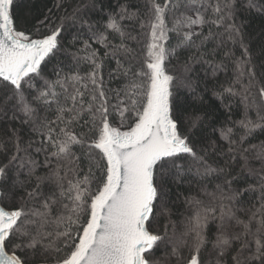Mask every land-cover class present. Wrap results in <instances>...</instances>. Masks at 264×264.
I'll use <instances>...</instances> for the list:
<instances>
[{
    "label": "snow or ice",
    "instance_id": "1",
    "mask_svg": "<svg viewBox=\"0 0 264 264\" xmlns=\"http://www.w3.org/2000/svg\"><path fill=\"white\" fill-rule=\"evenodd\" d=\"M104 4L89 0L59 23L45 17L49 30L34 35L16 26L20 0H0V264H264V143H248L264 133V60L253 63L236 22L264 14V0H150L144 15L128 0ZM205 25L222 27L239 56L226 49L215 60L222 39L205 51L223 35ZM137 27L148 37L141 60L128 43ZM229 63L232 82L210 86ZM182 89L202 111L186 113Z\"/></svg>",
    "mask_w": 264,
    "mask_h": 264
},
{
    "label": "trees",
    "instance_id": "2",
    "mask_svg": "<svg viewBox=\"0 0 264 264\" xmlns=\"http://www.w3.org/2000/svg\"><path fill=\"white\" fill-rule=\"evenodd\" d=\"M89 0H20L19 7L14 9V15L16 18V26L18 29H24L30 34H38L37 29H39L41 32H47L49 29L45 25L48 23L45 21V17H51L52 20H55L57 23H59V19L67 14H71L73 10L78 7L82 6L83 4H87ZM123 2V0H121ZM129 4L131 5V10L136 11L138 8L142 15H144L147 12V9L150 7V0H128ZM158 3H163V0H157ZM61 4V7L57 8V4ZM105 11L109 9V7L114 8L115 7V0H105ZM181 11H184L182 8ZM188 15H194L193 12L188 11ZM93 19H100V16L97 14H91ZM206 18L211 19L212 18V12L209 9L207 12L204 13ZM166 19L168 21L169 27L172 26L171 20L172 17L170 14L166 15ZM41 21H45L44 24L41 23ZM237 24L243 25V32L245 33V43L248 45L252 57H253V63L258 65L262 60H264V57L261 55V48L264 47V14L257 12L255 10L252 11H243L238 13L237 16ZM131 22L125 21V24H129ZM65 29H66V35L70 36L75 32V28L72 27L71 21L65 22ZM209 29H211V32L215 35L217 33H222V36H216L215 39L210 40L206 44L205 51H210L214 47H216V43L218 40H224V45L217 50V54L214 57L215 60L219 61L224 59L223 53L226 49H232L236 56H239L240 49L238 45H233L231 41L227 40V34L224 32V29L216 28L214 25H205L204 27V34L207 35L209 32ZM199 30V29H197ZM145 32L147 29L144 30ZM134 36H137V41H129V46L136 49L137 52V59L141 60L144 55L145 51V45L148 41V37L141 33L139 27L136 28L135 31L132 33ZM177 41V37L175 33L169 32V41L168 45L175 46ZM64 47L68 48L70 51H75V48H73L67 41L65 40ZM77 47H80V45H77ZM95 47V45H94ZM103 50L101 49V52ZM195 49L192 50V53H189L187 51L181 50L180 58L181 60L186 59L190 54H194ZM211 59L212 57H208ZM61 60H66L65 53L60 54ZM53 64L56 63L54 60L52 62ZM106 69H105V78L107 79V67H115L114 61L106 60ZM229 71L227 74L221 73L219 74L215 79H209L208 83L209 85L215 84L217 88H219L220 85L228 86L232 80H233V73L231 71L233 65L229 63ZM82 71L87 69V65H82ZM197 71L200 73V76L203 78L205 72L208 73L209 77H211V69L208 65H200L197 66ZM51 68V65H49V69ZM169 71H179V66L175 60H172L171 66L169 68ZM119 84L118 81H114L110 86L115 88ZM237 88H239V85H236ZM179 95L183 98L184 103L187 105L185 111L188 114H192L195 112L202 111L201 106L199 102L194 101L191 96L185 91L181 90L179 92ZM210 96V93H205V98L207 99ZM223 109H218L215 113V116L219 119H223L222 115ZM243 113V106L240 104L239 98H235V103L233 105L232 110V118L233 119H239ZM250 115L255 118V113H250ZM113 126L120 127V120L117 115L113 114L110 117ZM132 123V119L129 116L128 124L130 125ZM207 131H211L210 129H206ZM248 143L253 144H261L264 143V133H257L255 134ZM77 154L79 155V151H77ZM38 160L43 159V155H38L36 157ZM87 159H83L81 161V168L86 172L87 171ZM255 166H259L258 162H254ZM43 171V170H42ZM83 174V173H82ZM249 183H255V178H250ZM186 194L185 189H174V199L179 196V199L176 201V205L173 208V219H179L180 213L183 212V195ZM258 193H255L254 196L258 197ZM9 209H14L16 207L15 204L8 205Z\"/></svg>",
    "mask_w": 264,
    "mask_h": 264
},
{
    "label": "rangeland",
    "instance_id": "3",
    "mask_svg": "<svg viewBox=\"0 0 264 264\" xmlns=\"http://www.w3.org/2000/svg\"><path fill=\"white\" fill-rule=\"evenodd\" d=\"M122 130H125V129H122Z\"/></svg>",
    "mask_w": 264,
    "mask_h": 264
}]
</instances>
